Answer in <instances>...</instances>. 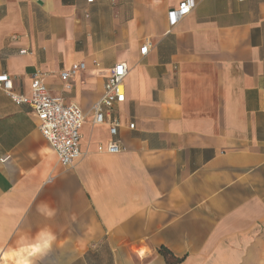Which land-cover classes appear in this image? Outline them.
I'll return each instance as SVG.
<instances>
[{
	"label": "crops",
	"instance_id": "obj_1",
	"mask_svg": "<svg viewBox=\"0 0 264 264\" xmlns=\"http://www.w3.org/2000/svg\"><path fill=\"white\" fill-rule=\"evenodd\" d=\"M184 1L0 0V76L86 114L64 167L0 88V264H264V0H191L171 27ZM118 63L113 138L90 109Z\"/></svg>",
	"mask_w": 264,
	"mask_h": 264
},
{
	"label": "built area",
	"instance_id": "obj_2",
	"mask_svg": "<svg viewBox=\"0 0 264 264\" xmlns=\"http://www.w3.org/2000/svg\"><path fill=\"white\" fill-rule=\"evenodd\" d=\"M193 8L194 3L186 0L180 3L177 9L169 10L167 13L169 25L175 26L179 20L190 14ZM149 48L150 44L145 43L141 48V54L145 55ZM83 68V63L72 64L60 73V78L65 81ZM127 74L128 68L125 63L115 64L104 83L101 97L90 109L92 125H107L109 134L113 138L116 137L120 126L113 111L125 101L124 80ZM0 88L16 105H27L35 113L38 129L60 165L72 166L80 158L81 129L85 123L86 114L77 105L67 104L61 96L51 95L39 73L32 77L27 94L16 92L12 80L7 75L0 76ZM128 128L133 129V124H129ZM118 143L113 139L107 144L105 152L118 153L120 151Z\"/></svg>",
	"mask_w": 264,
	"mask_h": 264
},
{
	"label": "trees",
	"instance_id": "obj_3",
	"mask_svg": "<svg viewBox=\"0 0 264 264\" xmlns=\"http://www.w3.org/2000/svg\"><path fill=\"white\" fill-rule=\"evenodd\" d=\"M159 252L163 255V256H165V258H168V253L165 251V250H163V249H160L159 250ZM174 262H178V260H173Z\"/></svg>",
	"mask_w": 264,
	"mask_h": 264
}]
</instances>
